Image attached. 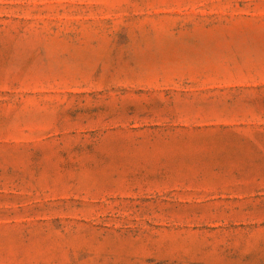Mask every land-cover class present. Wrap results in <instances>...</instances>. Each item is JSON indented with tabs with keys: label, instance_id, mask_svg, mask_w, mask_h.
<instances>
[{
	"label": "rangeland",
	"instance_id": "obj_1",
	"mask_svg": "<svg viewBox=\"0 0 264 264\" xmlns=\"http://www.w3.org/2000/svg\"><path fill=\"white\" fill-rule=\"evenodd\" d=\"M0 264H264V0H0Z\"/></svg>",
	"mask_w": 264,
	"mask_h": 264
}]
</instances>
